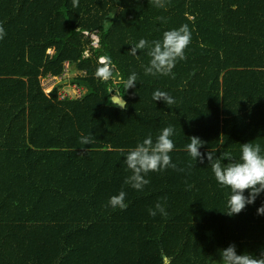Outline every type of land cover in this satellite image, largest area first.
Returning <instances> with one entry per match:
<instances>
[{
	"label": "trees",
	"instance_id": "obj_1",
	"mask_svg": "<svg viewBox=\"0 0 264 264\" xmlns=\"http://www.w3.org/2000/svg\"><path fill=\"white\" fill-rule=\"evenodd\" d=\"M164 3L0 0V264H210L231 244L237 254L264 251V192L227 215L230 189L206 157L195 162L186 150L197 136L201 153L238 159L250 142L264 154V0ZM183 24L191 43L175 78L145 75L148 49L133 56L130 44L162 40ZM102 57L115 65L107 82L94 75ZM67 62L80 72L71 79L78 97L43 84ZM132 72L137 82L125 90ZM156 90L176 103L154 101ZM116 91L126 109L110 102ZM167 126L175 130L169 154L183 171L149 172L140 191L125 184L126 153ZM122 190L128 206L114 209L108 200ZM158 202L166 217L149 215Z\"/></svg>",
	"mask_w": 264,
	"mask_h": 264
},
{
	"label": "clouds",
	"instance_id": "obj_2",
	"mask_svg": "<svg viewBox=\"0 0 264 264\" xmlns=\"http://www.w3.org/2000/svg\"><path fill=\"white\" fill-rule=\"evenodd\" d=\"M73 7H78L79 0H72ZM157 8H165L164 0H149ZM157 19L163 20V17ZM6 35L5 29L0 25V40ZM191 43V30L187 24L181 25L179 28L167 30L163 33L162 40H153L149 42L146 39H140L138 43L130 44V55L136 56L138 50L148 49L147 55L150 57L149 64L144 67L145 75H164L175 78L172 69L178 60L186 59L185 50ZM115 65L109 57H102L98 61V66L95 69V77L103 82L114 79ZM137 82V74L132 72L126 81H124L125 90L134 88ZM113 89L110 90V93ZM154 101L163 100V102L171 107L176 103L175 99L167 92L156 90L152 94ZM110 102L114 106H119L122 109L127 108L126 102L122 100V96L116 91L115 96L109 97ZM172 126L164 127L156 136L155 141L151 135L145 138L141 143L133 149H130L124 158V163L131 175L126 177L124 183L130 185L135 190H143L144 186L150 181L145 179L149 172H159L172 168L178 169L177 164L172 162L171 153L176 145L170 138L174 135ZM189 143L186 145V150L193 161L199 160L204 162L205 157L209 162V166L214 174L217 183L224 188L230 189L227 193V212L229 216L238 215L246 206L254 204L256 198L264 192V154H261L259 144L253 145L250 142L242 143L240 156L238 159L233 158L231 153L225 152L216 156L213 150L206 153H201L199 149L203 146L202 141L197 136L189 137ZM93 139L91 136L81 135L80 143L82 145H91ZM227 160L228 162L222 163ZM189 168L194 167L189 163ZM248 195L245 196V191ZM126 192L120 191L117 195H113L108 200V205L112 208L125 210ZM149 215L155 217L157 213L162 216H167V211L161 203H156L154 208L148 209ZM257 215H264V204L257 209ZM220 260L222 264H264V251H261L260 256L256 257L249 253L237 254L236 246L229 245L227 248L219 250Z\"/></svg>",
	"mask_w": 264,
	"mask_h": 264
},
{
	"label": "rangeland",
	"instance_id": "obj_3",
	"mask_svg": "<svg viewBox=\"0 0 264 264\" xmlns=\"http://www.w3.org/2000/svg\"><path fill=\"white\" fill-rule=\"evenodd\" d=\"M88 35V34H87ZM93 40L95 41L94 44L96 47L100 46V37L97 34L92 35ZM54 52H51L53 54ZM84 58H89L88 52L85 53ZM65 72L62 76H49L43 79L44 87L46 88L47 92H51L55 85L60 86V95H69V97H78L82 93V89L77 87L76 85L71 83L72 77L79 74V70L69 66L68 62L65 63ZM224 249V248H221ZM220 250V249H219ZM219 255V251L216 253ZM214 255V254H212ZM210 264H222L220 260V256L214 255L211 258Z\"/></svg>",
	"mask_w": 264,
	"mask_h": 264
},
{
	"label": "water",
	"instance_id": "obj_4",
	"mask_svg": "<svg viewBox=\"0 0 264 264\" xmlns=\"http://www.w3.org/2000/svg\"><path fill=\"white\" fill-rule=\"evenodd\" d=\"M122 100H123L124 102H126V103H127V101H126V99H125V98H122Z\"/></svg>",
	"mask_w": 264,
	"mask_h": 264
}]
</instances>
